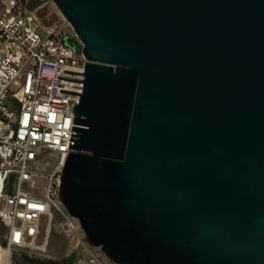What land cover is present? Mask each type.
<instances>
[{"label": "water", "instance_id": "95a60500", "mask_svg": "<svg viewBox=\"0 0 264 264\" xmlns=\"http://www.w3.org/2000/svg\"><path fill=\"white\" fill-rule=\"evenodd\" d=\"M51 1L86 60L58 197L88 244L264 264V0Z\"/></svg>", "mask_w": 264, "mask_h": 264}, {"label": "built area", "instance_id": "2783aa9c", "mask_svg": "<svg viewBox=\"0 0 264 264\" xmlns=\"http://www.w3.org/2000/svg\"><path fill=\"white\" fill-rule=\"evenodd\" d=\"M64 37L70 36L44 27L21 9L19 0H0V264H10L16 255L36 259L45 252V242L38 240L42 230L49 231L51 206L59 215V232L71 242L73 264H113L105 262L100 248L88 244L58 197L70 152L72 107L82 92L86 62L63 44ZM48 153L57 157L51 173L33 171ZM36 177L47 180L45 201L21 189Z\"/></svg>", "mask_w": 264, "mask_h": 264}, {"label": "rangeland", "instance_id": "374dc122", "mask_svg": "<svg viewBox=\"0 0 264 264\" xmlns=\"http://www.w3.org/2000/svg\"><path fill=\"white\" fill-rule=\"evenodd\" d=\"M31 2L36 3V7L33 10L34 15L42 21L44 27H56L57 29L62 30L67 36L74 37L73 31L65 19L61 16L55 5L51 0H26V7L31 6ZM25 5V4H24ZM23 5V6H24ZM25 8V10L29 8ZM32 11V9L30 10ZM8 102H11L10 100ZM57 160L56 155L48 153L41 157L39 162H36L35 167H32V170L38 172L39 174L48 175L51 173L53 166ZM48 163H45V162ZM46 186L47 180L44 178L36 177L32 180L31 183H24L21 187L24 191H29L32 196L38 200L45 201L46 195ZM14 187V186H13ZM14 190V188H13ZM11 190L9 187L6 189V193H9ZM58 202V206H59ZM52 220L50 224L49 231L42 230V233L39 237L38 244L47 243L45 246L46 250L41 255L37 256V260H51L57 261L59 264H73V256L70 255L71 242L65 238L58 230L57 219L59 218L58 212L56 209L51 206ZM4 258V249L0 243V261ZM106 263H110L109 260L104 256ZM10 264H31L21 257L14 256Z\"/></svg>", "mask_w": 264, "mask_h": 264}, {"label": "trees", "instance_id": "16d2710c", "mask_svg": "<svg viewBox=\"0 0 264 264\" xmlns=\"http://www.w3.org/2000/svg\"><path fill=\"white\" fill-rule=\"evenodd\" d=\"M25 1H26V0H19V4H20L21 9L24 10V11H27V12H30V13L34 14L33 10H34L35 7H36V3L31 2V6L26 7V3H25ZM24 4H25V5H24ZM23 5H24V6H23ZM24 7L29 8V9L25 10ZM31 9H32V11H30ZM38 20H39L40 23L42 24V21H41L39 18H38ZM42 25H43V24H42Z\"/></svg>", "mask_w": 264, "mask_h": 264}, {"label": "crops", "instance_id": "0c3cea01", "mask_svg": "<svg viewBox=\"0 0 264 264\" xmlns=\"http://www.w3.org/2000/svg\"><path fill=\"white\" fill-rule=\"evenodd\" d=\"M19 259L21 258V257H18ZM24 259V258H23ZM25 260V259H24ZM26 261V260H25ZM27 262H29V261H27ZM30 263V262H29Z\"/></svg>", "mask_w": 264, "mask_h": 264}, {"label": "flooded vegetation", "instance_id": "af4514ba", "mask_svg": "<svg viewBox=\"0 0 264 264\" xmlns=\"http://www.w3.org/2000/svg\"><path fill=\"white\" fill-rule=\"evenodd\" d=\"M71 38H73L72 36H70ZM31 264H35V263H31Z\"/></svg>", "mask_w": 264, "mask_h": 264}, {"label": "bare ground", "instance_id": "6f19581e", "mask_svg": "<svg viewBox=\"0 0 264 264\" xmlns=\"http://www.w3.org/2000/svg\"><path fill=\"white\" fill-rule=\"evenodd\" d=\"M47 245V243L45 242V246Z\"/></svg>", "mask_w": 264, "mask_h": 264}]
</instances>
